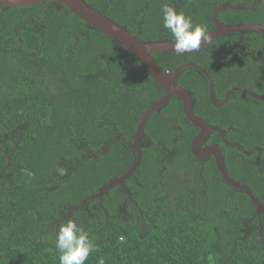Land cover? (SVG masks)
Returning a JSON list of instances; mask_svg holds the SVG:
<instances>
[{"label": "trees", "instance_id": "16d2710c", "mask_svg": "<svg viewBox=\"0 0 264 264\" xmlns=\"http://www.w3.org/2000/svg\"><path fill=\"white\" fill-rule=\"evenodd\" d=\"M256 1L84 0L146 43H173L163 26L164 3L210 32L211 13L223 4L251 7L220 8L215 18L223 25L264 26V0ZM150 55L169 72L188 62L201 67L216 102L238 89L215 107L201 69L182 68L174 78L211 128L201 144L216 143L227 175L264 205V101L241 91L264 96V35L243 30L192 54ZM163 94L123 46L66 6L0 4V264H59L55 231L69 218L95 241L85 264L100 257L106 264H264V214L225 183L212 156L192 155L198 128L175 95L146 120L136 169L81 204L135 161L129 145L137 123ZM175 171L184 182L173 203H163L173 194L168 189L161 199L144 197L146 185L161 190L164 179L172 185Z\"/></svg>", "mask_w": 264, "mask_h": 264}, {"label": "water", "instance_id": "95a60500", "mask_svg": "<svg viewBox=\"0 0 264 264\" xmlns=\"http://www.w3.org/2000/svg\"><path fill=\"white\" fill-rule=\"evenodd\" d=\"M41 1H55L61 5L66 6L74 15H76L79 19L84 21L86 24L91 25L92 27L100 30L102 33L106 34L107 36L112 38L114 41H116L118 44L123 46L132 56H134L137 59V61L140 62V64L148 71V73L157 82V84H159L162 87L164 91V95L158 100H156L155 102H153L147 108V110L144 112V114L142 115L141 119L139 120L136 126L135 136L133 138L132 143H130L129 145V147L134 149L136 152L135 161L122 175H120L119 177L115 178L113 181L108 183L104 188H102L95 195L84 198L81 204H85L87 200L93 199L94 197H98L100 199L105 190L112 188L115 184L121 185L123 180H125L135 170V168L139 164L140 157H141L140 147H139V138L141 135V130L146 120L148 119L149 115L152 112H156L160 106L166 103L168 98L171 95H175L181 100L182 111L186 119L189 120L195 127L198 128V133L193 137L191 144H190V151L192 155L198 158H205L208 155H212L214 157L215 166L217 170L220 172L221 177L225 181V183L239 190H243L246 193V195L249 197L252 204L254 205L255 212L258 215L264 214V205L258 201V199L250 191V189L246 187L244 184L236 180H233L227 175L224 165H223V161L221 157V150L219 146L216 143L206 145L203 148L199 146L202 143V141L206 138L211 128L209 127L205 119L195 115L192 112V107H191V102H190V97H189L188 92L183 87L176 85L174 83V78H175L176 73L182 68L192 66V67L201 69L209 81V93H208L209 99H210V102L215 107H220L232 91L238 90L237 88H232L228 90L227 93L225 94L224 99L221 102H216L214 100L213 83L211 81V78L208 75V73L205 72L201 67H199L195 63L188 62V63L182 64L176 67L173 71L169 72V71L163 70L155 62V60L151 57L150 52L152 51L167 50V51L174 52L172 49V42H169V41L147 42V43L141 42L137 40L135 37H133L128 31H126L121 26H119L117 23L110 20L109 18L104 16L102 13L96 11L92 7L88 6L84 2V0H0V4H3L5 6L14 7V6L29 5V4H33V3L41 2ZM257 4L258 2L256 3V5ZM224 7L236 8V9H242V10L249 9V8H245L240 5H225V4L215 7L211 13V17H212L213 24H214V29L210 31V35L212 38L211 41L216 38L221 37L224 34L239 32L243 30H256L264 35V27L258 24H254V23L223 25L221 22H219L215 18V14L220 8H224ZM202 44H203V41H202ZM194 52L195 51L190 52V53H185L183 55L192 54ZM241 91L246 92L252 98L264 101L263 95L249 93L244 90H241Z\"/></svg>", "mask_w": 264, "mask_h": 264}, {"label": "clouds", "instance_id": "9594fccd", "mask_svg": "<svg viewBox=\"0 0 264 264\" xmlns=\"http://www.w3.org/2000/svg\"><path fill=\"white\" fill-rule=\"evenodd\" d=\"M161 13L163 26L173 37L172 49L175 53L197 51L203 44L211 41L210 32L205 25L194 23L190 16L177 11L169 3L162 4ZM23 171L25 175H32L26 169ZM63 174L61 170L60 175ZM55 248L59 253V264H85L89 255L96 251V244L81 225L69 218L60 223L55 231ZM98 264H106L105 258L100 257Z\"/></svg>", "mask_w": 264, "mask_h": 264}, {"label": "flooded vegetation", "instance_id": "af4514ba", "mask_svg": "<svg viewBox=\"0 0 264 264\" xmlns=\"http://www.w3.org/2000/svg\"><path fill=\"white\" fill-rule=\"evenodd\" d=\"M260 3V2H259ZM259 5V4H258ZM211 131V130H210ZM209 131V132H210ZM205 140V139H204ZM210 144H212V143H210ZM206 145H209V144H200L199 146L201 147V148H203V147H205ZM189 150H190V147H189ZM191 152V151H190ZM208 156H212V155H208ZM208 156H206L205 158H207ZM213 157V156H212ZM201 159H204V158H201ZM213 159H214V157H213ZM136 169V168H135ZM185 177H186V175H185ZM174 180H175V182L173 183V181L174 180H172V185L170 184V185H165L164 184V181H166V179H164V181H163V183L161 184V186H162V189L161 190H157L155 187H150V186H145L146 187V190H144V197L146 198V199H148V198H150V196H152V195H156V194H160V197H159V199H161L165 194H166V190L168 189L170 192H173V194H169L168 195V193L166 194V195H168L167 196V199L165 200V202H163V203H165V204H171V203H173V200L175 199V197H176V194H175V192L179 189V183H182V182H184V176H181L180 175V173H178L177 171H175V176H174Z\"/></svg>", "mask_w": 264, "mask_h": 264}, {"label": "rangeland", "instance_id": "374dc122", "mask_svg": "<svg viewBox=\"0 0 264 264\" xmlns=\"http://www.w3.org/2000/svg\"><path fill=\"white\" fill-rule=\"evenodd\" d=\"M51 94H52V97H56V95L58 94L57 93V90L55 89V88H52L51 89ZM60 112H62L63 113V108H62V106L60 107ZM74 116H72V118H73ZM78 119V117H75V120H77ZM252 203V202H251ZM254 206V205H253ZM255 208V207H254ZM256 213V212H255ZM121 239V238H120Z\"/></svg>", "mask_w": 264, "mask_h": 264}, {"label": "bare ground", "instance_id": "6f19581e", "mask_svg": "<svg viewBox=\"0 0 264 264\" xmlns=\"http://www.w3.org/2000/svg\"><path fill=\"white\" fill-rule=\"evenodd\" d=\"M257 2H258V4H259L260 0H257L256 3H257ZM256 3H255L254 6H257V5H258V4L256 5ZM249 9H251V7H249ZM249 9H245V10H249ZM263 27H264V26H263ZM258 32H259V31H258ZM261 34H262V33H261ZM262 35H263V34H262ZM133 57H134V56H133ZM134 58H135V57H134ZM135 59H136V58H135ZM136 60H137V59H136ZM138 62H139V61H138ZM139 63H140V62H139ZM172 71H173V70H172ZM161 88H162V87H161ZM242 92H243V91H242ZM226 93H227V92H226ZM244 93H246V92H244ZM249 93H250V92H249ZM246 94H247V93H246ZM163 95H164V94H163ZM248 95H249V94H248ZM224 97H225V96H224ZM160 98H161V97H160ZM168 99H169V98H168ZM223 99H224V98H223ZM157 100H158V99H157ZM180 101H181V100H180ZM190 102H191V101H190ZM164 104H165V103H164ZM222 104H223V103H222ZM146 110H147V109H146ZM143 114H144V113H143ZM143 114H142V115H143ZM141 117H142V116H141ZM140 119H141V118H140ZM138 122H139V121H138ZM137 124H138V123H137Z\"/></svg>", "mask_w": 264, "mask_h": 264}]
</instances>
